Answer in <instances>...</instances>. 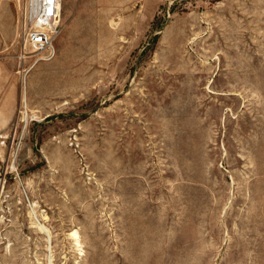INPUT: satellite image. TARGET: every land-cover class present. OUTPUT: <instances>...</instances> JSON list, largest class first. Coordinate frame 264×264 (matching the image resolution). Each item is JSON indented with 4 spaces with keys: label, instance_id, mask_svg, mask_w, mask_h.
Masks as SVG:
<instances>
[{
    "label": "rangeland",
    "instance_id": "rangeland-1",
    "mask_svg": "<svg viewBox=\"0 0 264 264\" xmlns=\"http://www.w3.org/2000/svg\"><path fill=\"white\" fill-rule=\"evenodd\" d=\"M26 1H0V264H264V0H63L47 60Z\"/></svg>",
    "mask_w": 264,
    "mask_h": 264
},
{
    "label": "built area",
    "instance_id": "built-area-1",
    "mask_svg": "<svg viewBox=\"0 0 264 264\" xmlns=\"http://www.w3.org/2000/svg\"><path fill=\"white\" fill-rule=\"evenodd\" d=\"M1 1V0H0ZM63 0H27L21 23L23 54L47 60L55 55L54 42L61 32Z\"/></svg>",
    "mask_w": 264,
    "mask_h": 264
},
{
    "label": "bare ground",
    "instance_id": "bare-ground-1",
    "mask_svg": "<svg viewBox=\"0 0 264 264\" xmlns=\"http://www.w3.org/2000/svg\"><path fill=\"white\" fill-rule=\"evenodd\" d=\"M18 32H19V30H18Z\"/></svg>",
    "mask_w": 264,
    "mask_h": 264
}]
</instances>
